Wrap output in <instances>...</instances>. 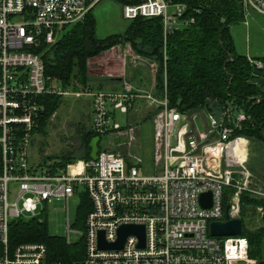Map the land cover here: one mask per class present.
Listing matches in <instances>:
<instances>
[{
	"label": "built area",
	"instance_id": "1",
	"mask_svg": "<svg viewBox=\"0 0 264 264\" xmlns=\"http://www.w3.org/2000/svg\"><path fill=\"white\" fill-rule=\"evenodd\" d=\"M102 1L0 0V264H255L261 258L250 254L245 231L249 212L264 215L258 203L264 199V180L252 164L256 137L243 132L252 120L249 112L230 103L220 114L205 117L199 130L195 118L202 112L171 106L166 95L156 96L155 86L143 91L125 80L118 90H103L91 83L64 84L46 72L41 46L52 44ZM239 1L246 12L264 15V0ZM187 8L170 0L122 4L127 20L161 17L165 34L194 22L193 17L184 20ZM250 60L264 69V62ZM43 96L90 98L89 128L101 138L97 160L64 162L44 157L35 147ZM139 99L152 110V175L144 174L139 154L129 159L101 145L106 135L133 129L126 127ZM118 113L127 116L126 126L118 124ZM206 192L212 193L211 207L200 202ZM75 195L80 207L88 197L90 211L72 226ZM52 200L65 204L64 240L72 243L70 233H81L73 242H82L74 258H52L44 241L10 242L11 225L38 206L33 219H45ZM227 215L240 218L243 231L212 234L211 222L226 221ZM124 224L145 226V246L130 234L122 248L100 247V231L114 242Z\"/></svg>",
	"mask_w": 264,
	"mask_h": 264
},
{
	"label": "trees",
	"instance_id": "2",
	"mask_svg": "<svg viewBox=\"0 0 264 264\" xmlns=\"http://www.w3.org/2000/svg\"><path fill=\"white\" fill-rule=\"evenodd\" d=\"M117 1L121 4L129 2ZM170 1L187 4L184 20L193 17L194 22L165 34L161 17H139L127 28L126 38L111 40L113 35L98 37L97 20L90 12L83 21L62 31L52 44L41 46L46 72L64 84L73 81L87 86L89 59L125 41L133 52L150 60L153 58V62L159 64L154 86L160 96H167L171 106L189 112L218 110L220 113L228 104L235 103L252 116L243 132L264 143V69H259L246 55L236 51L231 33L232 25L246 21L243 4L239 0ZM253 60L264 62V57ZM42 100L39 129L51 120L61 103L58 96H43ZM81 129L83 131L77 136L82 133L86 146V156L81 158L89 159V144L95 135L89 126ZM39 131L41 134L42 130ZM74 158L78 157L62 155L60 159L65 162ZM83 202L78 214L81 222L90 211L86 195ZM258 203L264 206V199ZM245 233L255 241L258 236H264V229L260 232L247 229ZM9 236L12 244L21 240L44 241L51 257L56 259L74 258L82 247V242L68 243L49 235L45 219L16 221L11 225ZM255 253L254 249L250 251L251 255Z\"/></svg>",
	"mask_w": 264,
	"mask_h": 264
},
{
	"label": "rangeland",
	"instance_id": "3",
	"mask_svg": "<svg viewBox=\"0 0 264 264\" xmlns=\"http://www.w3.org/2000/svg\"><path fill=\"white\" fill-rule=\"evenodd\" d=\"M174 8L170 7L171 13ZM248 13V10L247 12ZM97 20V35L100 38H126V32L129 25L133 22L127 20L123 16L122 4L117 0H103L93 11ZM249 14V13H248ZM232 36L234 37L237 49L243 53L264 57V15L253 12L247 16L244 23L234 24L231 28ZM123 53H122V51ZM153 58L150 60L143 54L133 52L130 49L129 43L125 41L115 44L111 49L103 51L99 55L92 57L88 61V83L101 86L109 78H120L121 85L125 80L133 82L135 78L141 82H146L149 88L157 83L156 72L159 64H156ZM73 81H71L72 83ZM145 85V83H144ZM141 89V88H139ZM147 90V89H146ZM264 90V88H263ZM156 96L160 97L158 92ZM89 98H76L74 96H65L62 98L56 108L53 117L46 123L42 133L36 136V145L38 150L45 153L47 156L62 158V155L67 157H85V143L83 135L77 136L82 127L90 126L91 109L86 105ZM259 101V100H258ZM143 109V110H140ZM134 113L139 114L138 122L136 117L131 113L128 120V129L116 131L108 134L101 142L102 147H110L118 151L121 155L131 159L133 155L139 154L142 159V169L144 174L152 175L154 172V124L149 120L152 119V110L148 108H139ZM219 113L218 110L213 112L204 111L195 118L196 126L199 130H203L209 115ZM220 114V113H219ZM84 115V117H82ZM204 116V117H203ZM126 115L118 113V124L126 126ZM135 119V120H134ZM82 121V122H81ZM146 121V122H143ZM84 124V126L81 125ZM81 126V127H80ZM85 129V128H84ZM135 131V133H133ZM133 133V135H132ZM255 138L252 143L251 158L253 166L264 180V143ZM82 145V146H81ZM76 158H74L75 160ZM64 160V159H62ZM80 196L75 195L70 199V221L73 226L78 219L80 208ZM65 204L60 200H52L48 203L47 215L45 218L49 235L57 240H63L67 237V215L64 211ZM40 206L32 212L23 213V217L28 219L35 218L39 214ZM262 216V215H261ZM257 216L255 212H249L247 217L250 218L248 225L250 230L260 232L264 229V215ZM254 228V229H252ZM81 233L72 231L70 238L72 242L80 240ZM256 250L253 256L264 258V236L257 238L255 241L250 240L249 250Z\"/></svg>",
	"mask_w": 264,
	"mask_h": 264
},
{
	"label": "water",
	"instance_id": "4",
	"mask_svg": "<svg viewBox=\"0 0 264 264\" xmlns=\"http://www.w3.org/2000/svg\"><path fill=\"white\" fill-rule=\"evenodd\" d=\"M100 136H94L89 144L90 157L97 160L99 152ZM200 202L204 207L212 206V193L206 192L200 196ZM229 205L227 206V211ZM210 231L212 234L229 235L239 234L243 231V222L240 218H230L227 215L226 221H213L210 224ZM130 234H137L140 238L139 246H145L146 243V229L144 225L124 224L119 228V238L114 242L106 241L104 231H100L99 245L102 248H122L126 238ZM255 264H264V258H261Z\"/></svg>",
	"mask_w": 264,
	"mask_h": 264
},
{
	"label": "crops",
	"instance_id": "5",
	"mask_svg": "<svg viewBox=\"0 0 264 264\" xmlns=\"http://www.w3.org/2000/svg\"><path fill=\"white\" fill-rule=\"evenodd\" d=\"M248 13L250 14V12H248ZM248 13H246V20H247V16L249 15ZM244 22H246V21H244ZM244 22H241V23H244ZM237 24H239V23H237ZM232 26H231V28H232ZM233 41H234L235 49H236V51L238 53L246 55L249 59L250 58H253V59L261 58V57H258L256 55H250L249 53L240 52V50L237 49V46L235 44L234 37H233ZM133 82H134L135 86L138 87V88H141V90H143V91H146V89L148 90V87H149L147 85L148 83L146 84V82H141V81L137 80V78H135ZM144 83H145V85H144ZM97 87H99V86H97ZM120 87H121V80H120V78H112V79L109 78L108 81L104 82L99 88L100 89H103V90H118ZM86 105H89L90 106V98H89V100L86 101ZM147 107L148 106L146 105L145 100L139 99L138 102H137L136 108L131 113L132 114L138 113V112H135V111L136 110H139V108H144L145 110H148ZM140 110H143V109H140ZM134 116L137 118L136 119L137 123H139L138 122L139 114H136V115L134 114ZM83 117H84V115H83ZM149 121L152 122V119L149 120ZM143 122H146V121H143ZM141 124H142V122H141ZM141 124L139 123V125H141Z\"/></svg>",
	"mask_w": 264,
	"mask_h": 264
}]
</instances>
